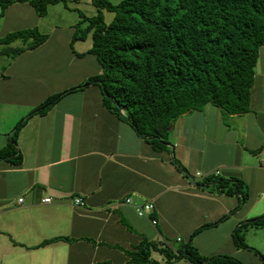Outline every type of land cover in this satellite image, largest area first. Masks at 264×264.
<instances>
[{
  "label": "crops",
  "instance_id": "0c3cea01",
  "mask_svg": "<svg viewBox=\"0 0 264 264\" xmlns=\"http://www.w3.org/2000/svg\"><path fill=\"white\" fill-rule=\"evenodd\" d=\"M0 17V38L37 27L41 18L27 2L11 4L3 14L0 8ZM72 33L68 45L77 60H30L49 38L14 58L1 54L0 44V150L25 119L15 136L20 163L0 158V264H129L127 251L143 239L178 248L193 230L221 218L193 238L199 253L261 264L232 236L243 222L264 216V45L249 111L232 115L206 104L186 112L160 149L103 106L98 85L30 115L49 96L101 73L90 48L70 47ZM216 170L208 177L242 185L226 195L212 182H191L195 172ZM75 198L84 204L75 205ZM144 202L154 211L141 218L134 205ZM241 231L246 245L264 254V229Z\"/></svg>",
  "mask_w": 264,
  "mask_h": 264
},
{
  "label": "trees",
  "instance_id": "16d2710c",
  "mask_svg": "<svg viewBox=\"0 0 264 264\" xmlns=\"http://www.w3.org/2000/svg\"><path fill=\"white\" fill-rule=\"evenodd\" d=\"M16 2L29 3L38 16L47 13L48 4H65V0H0L1 14ZM92 4L97 13L88 17L79 11L84 26L74 28L70 47L90 35L88 53L98 60L101 73L49 96L30 115L46 111L69 92L98 85L103 106L162 149L170 128L186 112L200 111L206 104L232 115L249 111L255 65L264 45V0H92ZM104 11L114 13L108 22ZM47 39L48 34L37 27L17 30L0 38L1 54L14 58ZM17 40L22 46H13ZM24 120L7 148L0 150V158L14 164L21 161L15 136ZM210 182L213 190L226 195L242 185L239 180L210 177L196 184ZM221 220L196 228L178 248L143 239L127 251L129 264H159L154 253L166 262L243 264L226 254L205 257L193 245L202 229ZM246 226L264 229V216L243 222L232 236L235 245L250 249L264 264V254L248 247L240 234Z\"/></svg>",
  "mask_w": 264,
  "mask_h": 264
},
{
  "label": "rangeland",
  "instance_id": "374dc122",
  "mask_svg": "<svg viewBox=\"0 0 264 264\" xmlns=\"http://www.w3.org/2000/svg\"><path fill=\"white\" fill-rule=\"evenodd\" d=\"M112 1L114 3L119 2V0ZM65 4L63 2H58L56 4L47 5V13L44 16H41L37 28L41 33L48 34L49 40H46L47 43L38 49L34 58L30 60H40V63L43 60H77L75 57H72L68 45V36L72 33V30L70 29L72 27L84 26V23L81 22L79 11L88 17L94 16L97 11L92 4V0H65ZM113 15V12L104 11V19L107 22L113 18ZM87 38L88 39L84 42H80V40L75 41L72 45L73 50L79 52L87 51V49L91 48V36L89 35ZM13 46H22V42L17 41ZM3 58L8 60V57L6 56ZM87 58L89 59V57ZM143 217H148V215L142 216L141 218ZM173 245L178 247L177 243H174ZM153 257L159 262V264H190L184 259L166 262L158 253H154Z\"/></svg>",
  "mask_w": 264,
  "mask_h": 264
},
{
  "label": "built area",
  "instance_id": "2783aa9c",
  "mask_svg": "<svg viewBox=\"0 0 264 264\" xmlns=\"http://www.w3.org/2000/svg\"><path fill=\"white\" fill-rule=\"evenodd\" d=\"M219 173L220 172L218 170H216L212 174H210V173L202 174L201 172H195L191 177V182L196 184L200 180H203L206 177H208V175L217 176ZM22 201H23L22 198L18 199V203H21ZM44 201L49 202L50 198H45ZM73 201H74L75 205L82 206L84 204V202L81 198H75ZM125 203H127V204L131 203V198L130 197L125 198ZM134 210H135V213L137 216L142 217V216L149 215L150 213H152L154 211V205L151 202H144L141 204H135ZM152 222H153V224H155L156 220H152Z\"/></svg>",
  "mask_w": 264,
  "mask_h": 264
}]
</instances>
